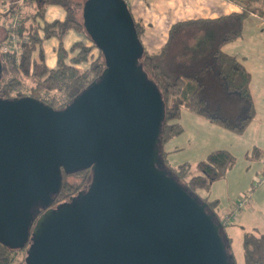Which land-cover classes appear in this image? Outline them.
<instances>
[{
	"label": "water",
	"instance_id": "obj_1",
	"mask_svg": "<svg viewBox=\"0 0 264 264\" xmlns=\"http://www.w3.org/2000/svg\"><path fill=\"white\" fill-rule=\"evenodd\" d=\"M82 17L95 80L61 108L0 97V241H30L25 264H232L222 222L162 164L164 101L126 1L84 0ZM83 167L86 189L35 220L61 168Z\"/></svg>",
	"mask_w": 264,
	"mask_h": 264
},
{
	"label": "trees",
	"instance_id": "obj_2",
	"mask_svg": "<svg viewBox=\"0 0 264 264\" xmlns=\"http://www.w3.org/2000/svg\"><path fill=\"white\" fill-rule=\"evenodd\" d=\"M7 1L15 0H0ZM229 1L238 4L240 10L217 17L177 20L170 25L165 43L156 50L143 47L139 58L142 69L158 86L164 101L159 138L162 164L198 200L206 202L208 210L215 212L220 222L216 209L218 199L209 198V189L212 182L234 164V154L227 148L213 149L197 161L195 172L191 173L189 162L178 167L168 163V151L163 149V144L183 130L178 120L182 108L236 133L242 132L254 116L251 73L241 59L225 51L222 44L240 36L244 19L251 14L264 19V0ZM50 5L62 7L64 18L48 20L45 14ZM78 6L79 2L70 0H23L10 4L5 14L11 16L17 11L18 17L12 28L6 23L1 25L4 36L0 39V97L31 96L61 108L99 76L105 67V57L86 30L83 17L81 21L76 19L74 10ZM132 19L140 38L144 24ZM70 30L86 36L88 42L83 37L66 45L64 37ZM52 38L57 43L54 62L50 65L44 43ZM3 42L7 44L5 50L1 49ZM253 150L257 151L256 155L260 153L257 147ZM61 173L59 192L49 206L39 207L35 220L48 207L55 208L58 203L67 202L84 191L90 181L91 168L72 171L61 168ZM224 239L230 247L231 238L225 231ZM29 243L10 246L0 241V264H25ZM233 261L236 264L234 257ZM242 261L243 264H264V231L242 233Z\"/></svg>",
	"mask_w": 264,
	"mask_h": 264
},
{
	"label": "rangeland",
	"instance_id": "obj_3",
	"mask_svg": "<svg viewBox=\"0 0 264 264\" xmlns=\"http://www.w3.org/2000/svg\"><path fill=\"white\" fill-rule=\"evenodd\" d=\"M76 1L80 3V6L74 10L75 17L81 21V4L84 0H70L73 3ZM157 1L150 3L146 15L144 13L140 14L151 25L160 24L159 30L169 22L182 18H194L204 14L205 9L208 7L204 0L196 2L187 0L177 8L174 5L177 2H167L170 5L165 7V11H170V14L164 16V13L162 14L164 9H161V5H155ZM126 4L130 9L127 1ZM139 5L142 9H145V4L139 3ZM80 35L81 40H83L84 36L82 37V34L79 33ZM259 36L264 37V22L255 16H248L244 19L241 35L234 40L223 43L222 48L237 54L239 58L242 56V59L251 68L254 55L253 42ZM86 38L85 36L84 40L88 42ZM66 39L69 40L68 36ZM261 47L259 48L261 49ZM146 48L154 50L152 46H146ZM195 115L186 108L180 109L178 120L182 124L183 130L181 133L166 139L163 149L168 151L166 156L171 166L178 167L185 161L189 162L191 173L195 172L194 168L197 161L205 158L206 154L213 149L227 148L234 154V164L227 169L221 178L212 182L209 189V198L218 199L216 209L219 214H222V217L230 210L233 202L245 199V202L237 211V218L240 214L239 222L237 221V224L230 229L236 233L232 237L231 246L228 247L232 264L233 257L236 264H243L242 231L255 230V232H261L264 230V139L262 138L264 124L253 120L243 133L238 134L225 130L207 120L202 122ZM254 144L261 149L258 155H256L257 151L252 148ZM69 179H72V177Z\"/></svg>",
	"mask_w": 264,
	"mask_h": 264
},
{
	"label": "crops",
	"instance_id": "obj_4",
	"mask_svg": "<svg viewBox=\"0 0 264 264\" xmlns=\"http://www.w3.org/2000/svg\"><path fill=\"white\" fill-rule=\"evenodd\" d=\"M126 1H127V3H129V7H130L129 10H130L132 17L136 20L141 21L144 24V31L140 37V41H141L142 46L145 48H146V46H152V47H154V50L160 48L165 43V41L167 39L168 29L173 22H169L164 27H161V29L159 30L158 28L160 27V24L151 25V23L149 21H147L146 18H144L142 16V14H140V13H144V15H146V10L148 9L150 3H154L156 0H126ZM186 1L187 0H173V1H171V0H158L155 5H161V9H164L163 12L162 11L161 12H162V14L164 13V16H165V14H167V15L170 14V11H165V7L170 5V3H167V2H173V3L177 2L174 4V5H176L175 8H177V7H179V5H181L182 2H186ZM192 1L196 2V1H201V0H192ZM204 1L208 5V7H207V9H205L204 14H201L197 17H217L220 15L228 14L232 11L240 10V7L238 4H236L232 1H229V0H204ZM139 3L145 4V9H142L140 7ZM45 15H46V18L48 20H51L54 18L63 19L65 16V11L60 6L50 5L46 8V14ZM250 16H255L259 20L264 22V19H262L261 17H259L256 14H251ZM182 19H186V18H182ZM182 19H178V20H182ZM1 25L2 24H0V37H3L4 36V30H3V27ZM67 36H68L69 40L66 39ZM82 37H83V35H82ZM77 39H81V35L79 36V33L75 32L73 30H70L66 34V36L64 37V41H65L66 45L70 44L72 41L77 40ZM263 41H264V37L259 36L258 39H256L255 42H253L254 43V55L252 58V67L251 68H249V66L245 63L244 59H242L243 58L242 56L240 59L243 62V64L245 65V67L251 73L250 92H251V95L253 97V102H254V116L250 122H252L253 120H257V122L264 124V54H263L264 53V42ZM56 43H57V41L54 38L47 40L44 43L47 62L50 65H52L54 62V46L56 45ZM260 46H262L261 49L259 48ZM225 51H227V50H225ZM227 52H229V51H227ZM229 53H232V52H229ZM233 54H235V53H233ZM235 55H237V54H235ZM259 103H260V106H259ZM195 116L197 118H199V120H202V122H203V120H206L199 115H195ZM250 122H249V124H250ZM249 124L246 126V128L242 132H240L238 134L243 133L248 128ZM263 136H264V132H263ZM263 136H262V138L264 139ZM253 147H257L259 149V151L261 150L259 148V146H257L256 144H254ZM239 212L241 213V211H239ZM220 216L222 219V214H220ZM239 218H240V214H239V217L236 219L235 222L233 221L231 223H228L224 227V231L231 238V241H232V237L234 236V234L236 232H234V231L232 232V230H230V229L233 227V225L237 224L236 223L237 221L239 222ZM226 227H228V229H226ZM244 231H250V230H243L242 233ZM253 231H255V230H253ZM241 236H242V234H241Z\"/></svg>",
	"mask_w": 264,
	"mask_h": 264
},
{
	"label": "built area",
	"instance_id": "obj_5",
	"mask_svg": "<svg viewBox=\"0 0 264 264\" xmlns=\"http://www.w3.org/2000/svg\"><path fill=\"white\" fill-rule=\"evenodd\" d=\"M23 0H15L13 2H0V24L6 23L10 28L14 27L17 24L18 12L14 11L11 16H7L5 13L9 9L10 4L12 3H21ZM7 48V44L5 42L2 43L1 49L5 50ZM245 202L244 200H238L233 202L230 210L226 212L224 217H222V224L226 225L237 219V211Z\"/></svg>",
	"mask_w": 264,
	"mask_h": 264
}]
</instances>
